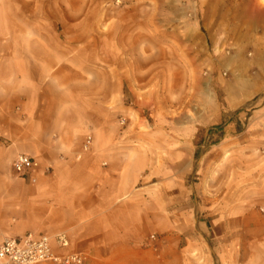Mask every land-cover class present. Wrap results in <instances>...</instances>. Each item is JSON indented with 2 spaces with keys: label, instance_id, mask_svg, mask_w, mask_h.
<instances>
[{
  "label": "crops",
  "instance_id": "1",
  "mask_svg": "<svg viewBox=\"0 0 264 264\" xmlns=\"http://www.w3.org/2000/svg\"><path fill=\"white\" fill-rule=\"evenodd\" d=\"M13 14L0 0V244L64 233L62 252L85 264H264V214L190 217L173 169L153 188L148 151L119 126L126 107L109 106L110 73L90 63L94 39L42 21L15 39ZM22 154L38 169L11 175ZM156 233L167 241L158 254Z\"/></svg>",
  "mask_w": 264,
  "mask_h": 264
},
{
  "label": "rangeland",
  "instance_id": "2",
  "mask_svg": "<svg viewBox=\"0 0 264 264\" xmlns=\"http://www.w3.org/2000/svg\"><path fill=\"white\" fill-rule=\"evenodd\" d=\"M13 8L15 39L37 21L78 24L77 38L94 39L90 63L110 73L109 106L126 107L118 123L148 151L153 188L173 169L175 190H189L190 217L264 214V0H13ZM10 174L18 177L12 163ZM150 240L154 253L165 251L163 234Z\"/></svg>",
  "mask_w": 264,
  "mask_h": 264
},
{
  "label": "built area",
  "instance_id": "3",
  "mask_svg": "<svg viewBox=\"0 0 264 264\" xmlns=\"http://www.w3.org/2000/svg\"><path fill=\"white\" fill-rule=\"evenodd\" d=\"M38 167L36 160L23 154L16 156L12 162V168L18 176L30 175ZM68 247L69 239L64 233L48 237L27 232L2 241L0 264H85L84 254L62 252Z\"/></svg>",
  "mask_w": 264,
  "mask_h": 264
}]
</instances>
